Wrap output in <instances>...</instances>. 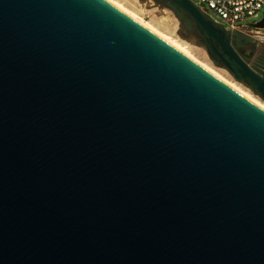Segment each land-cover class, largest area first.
<instances>
[{
  "label": "water",
  "instance_id": "95a60500",
  "mask_svg": "<svg viewBox=\"0 0 264 264\" xmlns=\"http://www.w3.org/2000/svg\"><path fill=\"white\" fill-rule=\"evenodd\" d=\"M0 264H264V108L106 0H0Z\"/></svg>",
  "mask_w": 264,
  "mask_h": 264
},
{
  "label": "rangeland",
  "instance_id": "374dc122",
  "mask_svg": "<svg viewBox=\"0 0 264 264\" xmlns=\"http://www.w3.org/2000/svg\"><path fill=\"white\" fill-rule=\"evenodd\" d=\"M120 4L124 5L128 9L133 10L139 16H141L147 22H150L155 28H157L160 32L169 34L179 40L181 43L185 44L188 49L193 53L195 57L199 60L211 65L218 71H220L227 78L239 83L244 88L250 90L255 96L259 97L264 101V98L255 92L248 84L243 81H239L235 75L228 69L225 65H223L219 60H217L214 56L208 53L206 47L200 41L194 39L186 33L185 27L183 25L182 20L179 16L174 12L173 9L165 7L158 2L152 0H115ZM199 7L201 6L198 0H192ZM203 10V9H202ZM206 12L214 21L225 24V22L213 11V10H203ZM263 12L257 16L249 17L245 20L246 23H255L262 19ZM227 26V24H226ZM228 27V26H227ZM258 31V32H257ZM252 35V40L256 43V51L258 54L254 58H250L249 64L251 66H256L258 68L259 65L256 64L258 58L263 56L264 58V29L254 30L249 32ZM260 53V54H259ZM262 69V68H261Z\"/></svg>",
  "mask_w": 264,
  "mask_h": 264
},
{
  "label": "built area",
  "instance_id": "2783aa9c",
  "mask_svg": "<svg viewBox=\"0 0 264 264\" xmlns=\"http://www.w3.org/2000/svg\"><path fill=\"white\" fill-rule=\"evenodd\" d=\"M198 2L201 9L213 10L232 30L252 32L260 29L253 28L245 20L257 16L264 9V0H198Z\"/></svg>",
  "mask_w": 264,
  "mask_h": 264
},
{
  "label": "bare ground",
  "instance_id": "6f19581e",
  "mask_svg": "<svg viewBox=\"0 0 264 264\" xmlns=\"http://www.w3.org/2000/svg\"><path fill=\"white\" fill-rule=\"evenodd\" d=\"M106 1L110 2L111 4L116 6L118 9H120L121 11L126 13L127 15L131 16L133 19H135L136 21L141 23L143 26H145L146 28H148L149 30H151L152 32H154L155 34H157L158 36H160L161 38H163L164 40L169 42L171 45H173L175 48L180 50L186 56H188L192 60L199 63L200 65H202L203 67H205L206 69H208L209 71L214 73L216 76H218L220 79L225 81L227 84H229L230 86L235 88L237 91H239L240 93H242L243 95H245L246 97H248L249 99H251L252 101H254L255 103H257L258 105H260L261 107L264 108V101L263 100H261L259 97L255 96L250 90L244 88L239 83H237V82L227 78L226 76H224L220 71H218L217 69H215L211 65L199 60L197 57H195L193 55V53L188 49V47L185 44L181 43L179 40H177L176 38H174L173 36H171L169 34H165V33L160 32L150 22H147L141 16H139L136 12H134L131 9H128L127 7L120 4L119 2H117L115 0H106Z\"/></svg>",
  "mask_w": 264,
  "mask_h": 264
},
{
  "label": "flooded vegetation",
  "instance_id": "af4514ba",
  "mask_svg": "<svg viewBox=\"0 0 264 264\" xmlns=\"http://www.w3.org/2000/svg\"><path fill=\"white\" fill-rule=\"evenodd\" d=\"M157 1H159V3L161 2L163 4H166V0H157ZM189 19L193 25L192 31H196L200 35L198 28L195 25L194 21L191 18H189ZM183 23L186 24V22H184V21H183ZM218 24H221V23H218ZM224 27H225L224 29H227L230 31V34L232 35V42H233L234 46L236 47L237 51L239 52V54L242 57H244L245 59H247L248 62H249L250 58L252 59L258 54V51H256V43L252 40V38H251L252 35L249 32L240 31V30H232L229 27H227L225 24H224ZM226 34L227 33L223 31V35L226 36ZM218 49L220 50L219 46H218ZM262 57L263 56L258 58V61H256V64L259 65L260 68L253 66L260 74L262 72H264V58H262Z\"/></svg>",
  "mask_w": 264,
  "mask_h": 264
}]
</instances>
